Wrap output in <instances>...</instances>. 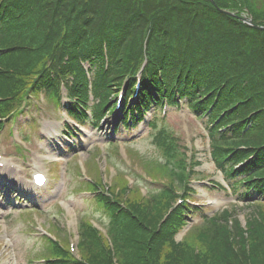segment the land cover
Instances as JSON below:
<instances>
[{"label":"trees","instance_id":"trees-1","mask_svg":"<svg viewBox=\"0 0 264 264\" xmlns=\"http://www.w3.org/2000/svg\"><path fill=\"white\" fill-rule=\"evenodd\" d=\"M215 2L216 6L209 0H0L2 86L7 85L8 94H18L28 82L55 89L58 77H69L75 82L72 94L83 97L87 77L81 62L86 61L94 88L107 91L143 60L145 47L146 69L157 93L164 88L168 95L176 91L186 96L196 113L210 107L209 121L219 120L214 128L231 126L228 134L216 138L229 140L227 150L243 146L236 157L255 150L264 160V30L217 9L247 8L253 21L264 25V0ZM149 97L143 88L140 102ZM219 149L222 156L226 148ZM120 221L124 225L115 238L118 264H148L151 258L154 264H264L261 220L250 222L249 251L236 222L234 242L227 238L225 224L209 223L211 230L199 235L198 255L193 239L184 254L175 251L164 262L157 257L155 218L142 217L139 226L138 220L137 225ZM85 230L84 248L92 264H113L95 235Z\"/></svg>","mask_w":264,"mask_h":264},{"label":"rangeland","instance_id":"rangeland-1","mask_svg":"<svg viewBox=\"0 0 264 264\" xmlns=\"http://www.w3.org/2000/svg\"><path fill=\"white\" fill-rule=\"evenodd\" d=\"M261 20L264 21V19H261ZM42 103H44V102L42 101L41 97L34 99L32 101V104L35 105V107H37V110L39 112L35 111V107H33L31 109L32 112H31V110L28 111L32 114L31 116L36 117L35 124L31 126L33 129L25 131V126L34 122L33 119H31L29 115L26 114V115L20 116L18 118L19 126L21 127L22 134H24L26 136L29 135L28 138L30 140V144L32 147H34L39 142V140L36 137V135H38L37 119H39L41 116L42 117L44 116L43 110H41L39 108V105H41ZM43 107H45V105H43ZM52 113L56 114L58 116L64 115V113L61 109H57L55 107H53ZM166 118L168 119L167 120L168 126L172 130L177 131V133L181 135L180 136L181 137V143L189 145V142L192 141L191 143L194 145L195 149L199 152L198 158L200 160H202L201 166L196 168L197 171L198 170L200 171L199 177L201 178L204 175H206V176L212 175L211 174L212 168H214L213 164L209 160H207L206 156H205L206 144L208 141L205 134L207 132H206V130L202 129V127L200 125V121L199 120L195 121V119L191 118L189 120V122H186L185 119H183V118L178 119L176 116H174L173 113H170V112L168 113ZM13 126L15 128L12 131L14 132V135L17 136L18 133L16 130V125H13ZM145 129H147V128L145 125H143L141 128V130H142L141 133L135 129L133 131V133L128 134V131L125 130V131L119 133V135H124L127 133L125 135V140L126 139H128L129 141L136 140V142L132 141L130 143V145L133 148H135L136 150H138L139 154H142L144 157L156 158L157 152H156L153 144L151 143L150 135L147 134V130H145ZM4 133L5 132L0 131V134H2L3 137L7 141H9L10 137H5ZM27 133H28V135H27ZM92 136H94V135H92ZM92 136L88 137L89 139L86 141L87 145H88V143L93 144V141L96 140V138L92 137ZM123 146H125V145H123V143L119 144V148H120L122 157L126 161H123L121 156H114L112 158V161H114V163H116V165L119 168H124V163L128 164V160L125 156V151H124ZM45 151L48 152V150L46 148H45ZM49 152H51L52 155H54V153H55L53 148H51L49 150ZM70 154L73 155L75 153H74V151H72ZM88 156L89 155H88L87 151H80V152H78L77 157H75V158H77V160H79V162L83 165L84 161L87 159ZM138 170H140V169H138ZM102 171H103V173L105 171V173H107V175H110V174H113L115 172V168L113 167V165L111 163H107V170L102 169ZM108 171H110L109 174H108ZM90 172L93 173L94 168H90ZM218 177H219V175L217 176V178ZM215 178H216V176H215ZM73 180H75V177H72L71 175L67 179V187L65 186V189H64V191L66 192L67 199H65V201L63 202L65 207L68 210L69 216L74 220L73 232L76 234L75 220H76V213L78 212V210H77L78 208L86 209L88 214H90L92 212L93 215L98 217V219L102 223H106L105 220H102L103 219L102 217L101 218L99 217L100 216L99 213H101V212L97 211L96 208H94V206L92 204L85 203L86 206L80 205L78 195L70 192L71 191L70 186H71V183L73 182ZM72 185H73V183H72ZM197 188H199V186ZM199 189H200V191H198V193L196 195L198 197V200L201 203L213 202V206H216V207L224 204L225 196L221 192H217V190L206 192L205 190H203L201 188H199ZM214 197H217V198H214ZM61 201H62V199H61ZM253 209H254V207H253ZM40 211L41 212L34 215L35 222L38 221V225H36L35 228L39 229V230H40V224L41 223L43 224L44 227L47 228L49 226V220H56L52 216L44 215L43 211H46L45 209L40 210ZM202 211L205 212L206 214H210L212 212V209L206 208V209H203ZM248 211H249L248 207L241 210V212H240L241 217L243 218V216L246 213H248ZM23 219H24V217L20 216L19 213H15L11 216L8 214L6 209L0 208V250L6 249V251H7V254H5V252H3V251L0 252V257H1L0 263H3V264H34V262L32 263L30 261V258H35L34 256L36 255V253L43 251V248H44L43 241L40 238L37 239V237L35 236L36 233L32 232L31 227H30L31 230L29 229L28 225H26V223H25V221H23ZM197 220H198V218L196 217L195 221H197ZM258 220L259 219H257L256 221H258ZM4 224L7 225L8 231L6 233H5V231L3 232L2 228H1V226ZM205 230H206V228H201L197 232L202 233V232H205ZM3 236H7V237H3Z\"/></svg>","mask_w":264,"mask_h":264},{"label":"water","instance_id":"water-1","mask_svg":"<svg viewBox=\"0 0 264 264\" xmlns=\"http://www.w3.org/2000/svg\"><path fill=\"white\" fill-rule=\"evenodd\" d=\"M213 4L214 3V0H210ZM225 13L229 14V15H233V16H237L239 19H241L243 22L249 24V25H252L254 26L255 28H260V29H264L263 26H259V25H256V24H253L252 23V17L251 15H245V16H238V15H235L234 13H231V12H228V11H224Z\"/></svg>","mask_w":264,"mask_h":264},{"label":"snow or ice","instance_id":"snow-or-ice-1","mask_svg":"<svg viewBox=\"0 0 264 264\" xmlns=\"http://www.w3.org/2000/svg\"><path fill=\"white\" fill-rule=\"evenodd\" d=\"M36 179H37L38 183H42L43 182V178L42 177H37Z\"/></svg>","mask_w":264,"mask_h":264}]
</instances>
